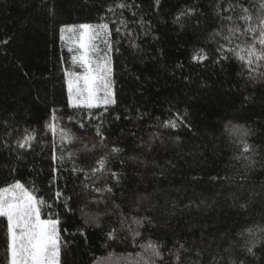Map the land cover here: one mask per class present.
<instances>
[{
    "label": "trees",
    "instance_id": "16d2710c",
    "mask_svg": "<svg viewBox=\"0 0 264 264\" xmlns=\"http://www.w3.org/2000/svg\"><path fill=\"white\" fill-rule=\"evenodd\" d=\"M189 8L195 13L181 17V27L176 17ZM245 14L252 20L238 19ZM262 17L264 0H0V188L18 180L31 190L35 181L34 194L49 204L52 192H63L53 205L64 242L61 264H144L150 241L163 245L164 261L156 264H175L180 244V264H209L213 256L225 264L229 255L237 264H264L260 246L255 257L238 245L225 252L241 231L264 238L258 231L264 227V61L253 63L252 79L227 52L248 48L256 33L245 30L258 32ZM101 23L112 29L116 103L106 111L73 108L66 73L79 67L61 29ZM219 26L223 35L239 28V38L210 40ZM217 43L225 47L219 55ZM200 48L209 57L203 62L192 59ZM177 113L183 124H161ZM226 126H243L250 135L229 134ZM60 128L79 138L74 146L61 140ZM28 133L35 136L31 148L17 147ZM242 139L251 152H242ZM102 143L124 151L93 175L106 152ZM112 173H119V184ZM107 187L112 192L94 190ZM67 197L70 212L63 207ZM47 211L42 207L43 219ZM6 224L0 217V264H8ZM112 229L115 239L107 236Z\"/></svg>",
    "mask_w": 264,
    "mask_h": 264
},
{
    "label": "snow or ice",
    "instance_id": "6c2138e0",
    "mask_svg": "<svg viewBox=\"0 0 264 264\" xmlns=\"http://www.w3.org/2000/svg\"><path fill=\"white\" fill-rule=\"evenodd\" d=\"M155 3L156 5H159L160 0H155ZM118 7L123 9L128 8L129 5L121 3ZM228 7L234 10L236 5L229 4ZM240 7L244 13H248V9L243 8V5H240ZM109 11H113V9L110 8ZM194 13L195 9L193 8H189L185 12H181L180 15L176 17L177 24H180L182 27L181 17H186ZM133 15H135V13H133ZM217 16L220 18L219 13H217ZM226 19L231 21L232 17L229 16ZM238 19L247 22L252 20V16L245 14L238 16ZM121 23H124V21H121ZM61 31L70 33L71 37L76 38L73 41L71 40V37H69L70 42L79 44V48L76 50L77 55L73 56L72 59L75 63L85 69L83 73H66V75L71 77V79L68 80V98L71 106L73 108L83 107L91 110L100 108L101 105H103L106 111L107 106L116 103L114 81L112 79V61L111 56L109 55L112 50L113 43L110 39L112 36V29L109 23H101L98 25L81 24L65 26V28L61 29ZM115 31L116 33H119L120 29L116 28ZM245 31L248 33H256L249 47L246 49L239 48V50L230 47L227 48V52L233 53L235 59L248 67L250 69L249 77L254 79V77H252V72L255 71V69H252L253 63L264 61V17L260 19L258 32L256 28L251 26ZM224 32L225 28L223 26H219L216 30L210 33L209 39L217 41L218 38H222L226 43L230 44L232 43L234 37L239 38L238 33H240V29L237 27H231L227 29V35H223ZM145 35H147V33H145ZM97 41L104 45L103 49L100 48ZM3 43H7V41H4ZM257 44H259L260 47H257ZM134 47L140 49L139 44L134 45ZM69 51H73V49L70 48ZM215 51L217 55L224 52V45L217 43ZM192 59L198 62H203L209 59V57L205 50L200 48L194 51ZM221 59L227 60L229 57L225 55L222 56ZM262 76H264V73H262ZM243 99L246 101L250 98L244 97ZM116 118L119 119V117ZM184 120L185 117L177 113L173 119L162 121L161 124L164 127L176 128L180 124H183ZM4 123H7V121ZM47 127L51 132L57 131V125L55 123H49ZM80 127H84V125L81 124ZM95 130L101 138V142H103L104 137L102 131H100V125H96ZM226 130L229 134L240 135L242 137L250 135L249 130L243 128V126H226ZM59 132L61 140L63 141L68 139L73 146L79 139L73 137L64 128H60ZM10 134L11 133H9V135ZM34 139L35 136L28 133L21 139L16 140V145L19 148H31V142ZM241 145L243 153L251 152L253 150V146L245 139L241 140ZM102 146L106 149V152L105 154L97 157V167H93L90 170L93 175L97 171L103 170L106 167L108 157L111 154H120L124 151L116 144L109 147L108 145L102 143ZM4 147L10 146L5 142ZM95 147V145H93L91 149L85 147L82 148V151H94ZM72 155V153H69V156ZM53 159L62 160L63 155L53 157ZM72 171L87 175L84 173V169H73ZM111 175L116 180L117 184H119V173H112ZM31 184V190L26 188L25 185L18 180L9 184L7 187L0 188V217H5L7 220L6 247L8 253V264H60L61 247L64 242L61 236L60 214L55 212L53 205L56 201L61 200L63 192H52L51 197L53 204H49L42 197H38L34 194L37 191L35 188V181H32ZM52 184L53 182L49 181V187H51ZM85 187H88V185H85ZM94 190L96 192H102L105 190L107 192H112L111 187H107L106 189L95 188ZM69 199H71V197L65 198L63 207L65 208V211L70 212L71 209L67 207L66 203V200ZM93 203L99 204L101 201H94ZM42 207L48 209L45 213L49 217L48 219L41 218ZM241 207H246V205H241ZM134 222L139 223V221ZM148 222L150 223V221ZM63 231H67V229H64ZM115 231V229H112L107 233L109 239H115ZM258 231L261 234H264V227H259ZM135 235L139 236L140 233L136 232ZM237 245L239 246L237 249L238 251L255 257V249H257L258 246H260V249L264 251V238L257 237L256 233L252 229L241 231L238 233L237 238L234 239L230 247L225 249V252L230 253L232 248ZM146 248L148 252L145 254L148 255L150 253V255L148 260L144 261V264H156L157 259L161 262L164 261V255L161 251L163 248L162 244L150 241L146 245ZM181 250H184L183 244L178 245L174 253L175 264H180ZM221 260H224V257L218 258L213 256L209 264H221ZM225 264H237V261L233 260L231 255H229L227 260H225ZM239 264H244L243 260L239 261Z\"/></svg>",
    "mask_w": 264,
    "mask_h": 264
},
{
    "label": "rangeland",
    "instance_id": "374dc122",
    "mask_svg": "<svg viewBox=\"0 0 264 264\" xmlns=\"http://www.w3.org/2000/svg\"><path fill=\"white\" fill-rule=\"evenodd\" d=\"M63 35H64V39L68 43V45H67L68 46V49H70V48L73 49V51H70L72 53V56L77 55V51L76 50L79 48V44L78 43H72V42H70V40H69V37H71V34L70 33L63 32ZM75 39H76L75 37H71V40L74 41ZM97 43H98V41H97ZM75 65H76L77 68L78 67L80 68V71H79V68H78V70L76 72H71V73H83L85 71V69L82 66H80L79 64L75 63ZM69 79H71L70 76H68V80ZM60 258H61V254H60ZM60 264H61V262H60Z\"/></svg>",
    "mask_w": 264,
    "mask_h": 264
}]
</instances>
